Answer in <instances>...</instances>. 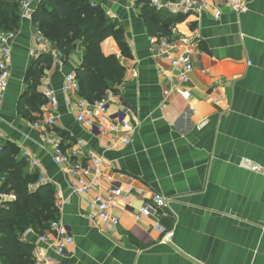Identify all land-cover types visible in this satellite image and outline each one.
I'll use <instances>...</instances> for the list:
<instances>
[{
	"label": "crops",
	"instance_id": "1",
	"mask_svg": "<svg viewBox=\"0 0 264 264\" xmlns=\"http://www.w3.org/2000/svg\"><path fill=\"white\" fill-rule=\"evenodd\" d=\"M127 1L115 0L114 9L130 56L121 53L113 38L102 43L104 54L116 55L125 67L109 113L128 111L136 130L127 145H111L109 137L89 132L77 121L79 97L62 91L65 76L82 62L81 46L63 63L52 55L50 65L40 63L44 69L37 90L43 94L46 83L57 90V124L46 137L30 125L40 111L24 113L19 102L31 84L27 78L32 63L47 53L35 40L39 27L33 19L20 20L14 29L12 78L0 101V144L18 149L24 174L37 173L24 151L41 160L44 179L31 190L51 187L57 219L74 239L64 256L47 247L42 264H264V0H245L246 13H236L225 0H205L200 13L161 11L181 15L175 24L178 33L197 43L187 83L167 60L153 56L154 36L148 34L139 7L127 10L121 5ZM218 9L220 18L215 17ZM174 85L186 88L190 99L172 89ZM79 138L83 152L104 158L115 185L142 189L131 207L120 204L114 209L117 225L103 222L91 205L106 187L73 193L76 176L54 161L58 146L67 151ZM4 181L0 174V207L16 200L13 191H2ZM145 204L154 213L136 218ZM51 221L31 222L29 228L40 232ZM26 230L19 236L31 243L33 264L39 245L36 235ZM167 231L174 232L171 240L165 237Z\"/></svg>",
	"mask_w": 264,
	"mask_h": 264
},
{
	"label": "built area",
	"instance_id": "2",
	"mask_svg": "<svg viewBox=\"0 0 264 264\" xmlns=\"http://www.w3.org/2000/svg\"><path fill=\"white\" fill-rule=\"evenodd\" d=\"M40 1L21 0L18 11L20 19L24 21L31 20L32 12L35 11L34 4ZM225 2L236 13H246L249 10L245 0H225ZM90 3L93 7L101 6L111 20H118L116 10L114 9L115 0H90ZM121 5L127 10L139 7L138 0H128L127 3ZM205 5H207L205 0L151 1V6L157 11H171L176 8L178 10L183 9L189 12L200 13ZM221 14V11L218 9L215 17L220 18ZM35 37L36 42L41 44L42 51L57 57L63 63L64 54L54 47L53 44L48 45L49 41L40 29L36 31ZM16 39V30H0V101L4 97L12 78V48ZM150 44L153 56L167 60L172 69L177 72L178 78L183 83H187L194 69V57L197 53L196 41L182 37L178 33L177 28H174L170 36L151 37ZM172 89L183 95L187 100L191 97L189 91L183 86L174 85ZM117 90L118 88L108 89L100 100L90 103L80 94V85L76 72L73 71L67 74L62 85L63 93L74 94L79 97L77 103V121L79 123L85 125L88 131L93 134L109 137L111 145H116L120 142L127 145L132 142L131 136L136 130V126L131 122L128 111L125 109L119 110L114 116L110 115L109 106L113 101L118 99ZM43 96L46 101L40 107L38 118L31 122L30 125L43 130V136L46 137V132L57 124L59 99L57 90L51 83L45 84ZM72 104V100L68 99L67 105L71 106ZM1 137H3L2 130H0ZM83 145V139L79 138L76 140V144L67 151H63L58 146L54 151V161L63 170L76 176V180L70 186L73 193L90 194L95 189L106 187L105 193L99 192L94 195L91 205L98 210V216L103 222L117 225L119 219L114 214V209L120 204L131 207L136 201L137 196L142 193V189L136 188L133 184H129L125 188L115 185V177L106 172L104 158L96 152H83ZM1 149L2 145L0 144ZM24 157L28 158L30 168L37 171L40 183L44 179L45 174L41 160L33 157L28 151H24ZM153 213L154 210L145 204L138 209L136 218L142 219ZM161 231L165 232L163 229ZM25 234H34L37 237V245L39 247L34 249L33 264H42L43 260L47 258V247L54 249L60 256L66 255L68 246L74 241L67 226L60 219L51 221L49 226L40 232H37L34 228H28ZM173 235V231L165 233V237L168 240H171Z\"/></svg>",
	"mask_w": 264,
	"mask_h": 264
},
{
	"label": "trees",
	"instance_id": "3",
	"mask_svg": "<svg viewBox=\"0 0 264 264\" xmlns=\"http://www.w3.org/2000/svg\"><path fill=\"white\" fill-rule=\"evenodd\" d=\"M152 0H138L140 16L150 36H170L172 26L182 20L181 15L161 14L151 6ZM20 4L0 0V30H12L20 25ZM34 24L46 38L68 59L77 47H83L80 66L76 70L80 94L90 103L100 100L108 89L122 82L125 67L116 55H105L102 43L113 38L124 56H130L125 29L111 20L100 7L91 6L90 0H41L32 14ZM50 54L34 60L27 80L31 84L22 96L19 107L38 112L46 99L37 90L44 67L52 63ZM49 57V58H48ZM32 73V74H31ZM18 149L5 145L0 150V174L5 178L2 191H13L16 200L0 207V264H31V243L20 239L19 233L31 222H45L58 217L53 191L48 184L32 192L38 173L24 174L25 161L17 158ZM29 217V219H28ZM34 228V227H33ZM43 229V228H42Z\"/></svg>",
	"mask_w": 264,
	"mask_h": 264
},
{
	"label": "rangeland",
	"instance_id": "4",
	"mask_svg": "<svg viewBox=\"0 0 264 264\" xmlns=\"http://www.w3.org/2000/svg\"><path fill=\"white\" fill-rule=\"evenodd\" d=\"M10 1V3H12L13 1L15 2H18V4H20V2H21V0H9ZM98 7H100V8H102L101 6H98ZM103 9V8H102ZM159 12H161V11H159ZM172 29H174V28H176V26L175 25H173V27H171ZM171 29V30H172ZM30 228H33V227H30Z\"/></svg>",
	"mask_w": 264,
	"mask_h": 264
},
{
	"label": "water",
	"instance_id": "5",
	"mask_svg": "<svg viewBox=\"0 0 264 264\" xmlns=\"http://www.w3.org/2000/svg\"><path fill=\"white\" fill-rule=\"evenodd\" d=\"M32 14H33V12H32Z\"/></svg>",
	"mask_w": 264,
	"mask_h": 264
}]
</instances>
